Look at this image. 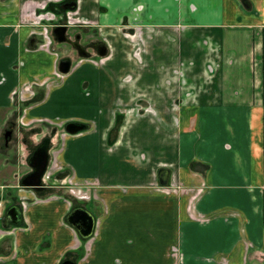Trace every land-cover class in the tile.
Segmentation results:
<instances>
[{
    "label": "crops",
    "instance_id": "obj_1",
    "mask_svg": "<svg viewBox=\"0 0 264 264\" xmlns=\"http://www.w3.org/2000/svg\"><path fill=\"white\" fill-rule=\"evenodd\" d=\"M263 70L264 0H0V264H264Z\"/></svg>",
    "mask_w": 264,
    "mask_h": 264
},
{
    "label": "water",
    "instance_id": "obj_2",
    "mask_svg": "<svg viewBox=\"0 0 264 264\" xmlns=\"http://www.w3.org/2000/svg\"><path fill=\"white\" fill-rule=\"evenodd\" d=\"M75 7L74 3H68L62 6L64 10H71ZM69 27L66 24L56 25L52 29V36L55 41L59 43H67L72 44V38L70 37ZM77 40V37H75ZM77 51V54L80 58H89L90 54L85 50V48L81 47L77 44H72ZM99 56H104L106 53V48L103 46L101 50L97 51ZM71 67V60L69 58H63L59 61L58 70L62 74H66L69 72ZM86 127L84 125L76 124V123H69L66 126V131L70 134H76L81 132ZM12 128L6 131L4 137L5 140H8L11 137ZM49 139L43 140V142L36 148L34 151L31 159H30V166L32 168V172L25 176L21 180L22 187H32L36 190H40L42 188L43 182L42 178L47 170L49 156ZM167 175L168 172L164 169L160 170L159 177H160V184L162 186H166L167 184ZM6 225H18L21 221V216L19 213L18 208L11 207L7 210L5 214ZM67 222L75 227L80 235L83 238H88L92 232L94 227V219L90 216V214L83 209L76 208L74 209L69 216L67 217ZM63 264H72L70 261H65Z\"/></svg>",
    "mask_w": 264,
    "mask_h": 264
},
{
    "label": "flooded vegetation",
    "instance_id": "obj_3",
    "mask_svg": "<svg viewBox=\"0 0 264 264\" xmlns=\"http://www.w3.org/2000/svg\"><path fill=\"white\" fill-rule=\"evenodd\" d=\"M75 37H77V40H75ZM80 37H81L80 34L74 35L73 38H72V42H73L72 44L80 45L81 47L85 48L86 51H88L92 47H94V49L96 51H99L103 47L99 42L98 43H90L89 46H86L84 43L81 42ZM72 44H66V45H67V47L72 48L74 51H76Z\"/></svg>",
    "mask_w": 264,
    "mask_h": 264
},
{
    "label": "rangeland",
    "instance_id": "obj_4",
    "mask_svg": "<svg viewBox=\"0 0 264 264\" xmlns=\"http://www.w3.org/2000/svg\"><path fill=\"white\" fill-rule=\"evenodd\" d=\"M64 22H66V21H64ZM63 53H64V51H63ZM51 171H53V170L51 169ZM261 258H262V257L259 258V261H261Z\"/></svg>",
    "mask_w": 264,
    "mask_h": 264
},
{
    "label": "built area",
    "instance_id": "obj_5",
    "mask_svg": "<svg viewBox=\"0 0 264 264\" xmlns=\"http://www.w3.org/2000/svg\"><path fill=\"white\" fill-rule=\"evenodd\" d=\"M0 207H1V202H0Z\"/></svg>",
    "mask_w": 264,
    "mask_h": 264
},
{
    "label": "trees",
    "instance_id": "obj_6",
    "mask_svg": "<svg viewBox=\"0 0 264 264\" xmlns=\"http://www.w3.org/2000/svg\"><path fill=\"white\" fill-rule=\"evenodd\" d=\"M264 71V70H263ZM263 76H264V72H263Z\"/></svg>",
    "mask_w": 264,
    "mask_h": 264
}]
</instances>
